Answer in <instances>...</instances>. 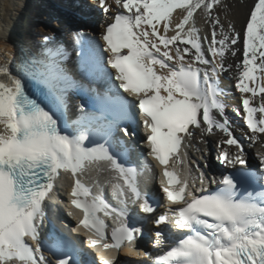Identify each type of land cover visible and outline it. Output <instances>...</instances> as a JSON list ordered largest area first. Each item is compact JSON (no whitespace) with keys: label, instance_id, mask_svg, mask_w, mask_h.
<instances>
[{"label":"snow or ice","instance_id":"6c2138e0","mask_svg":"<svg viewBox=\"0 0 264 264\" xmlns=\"http://www.w3.org/2000/svg\"><path fill=\"white\" fill-rule=\"evenodd\" d=\"M93 2L111 21L101 35L103 52L82 33L74 39L82 70L108 85L97 100L114 119L87 116L78 102L84 115L70 131L61 127L59 109H66L77 87L63 64V47L45 48L43 58L19 74L9 66L10 49L0 57V264H80L69 252L53 251L41 231L46 202L65 173L71 176L69 204L78 210L68 213L76 220L73 232L90 233L86 243L98 264H120V253L136 258L135 264H264V152L257 154V177L233 134L220 87L221 75L233 67L227 56L239 53L234 87L240 106L232 111L246 125L250 144L264 148V0H253L242 33L216 14L221 0ZM197 16L207 26L203 35ZM25 77L43 91L30 92ZM98 119L104 122L95 129L86 124ZM129 123L143 127L155 171L147 162L141 170L128 166L113 150L117 131L135 134ZM216 133L223 134L217 160L235 172L209 177L188 149ZM93 168L113 174L114 203L98 180L93 194L81 179ZM145 170L158 176L162 204L142 190ZM252 180L259 190L242 187ZM130 206L143 215L133 216ZM141 221L155 226V254L137 247L145 231ZM68 246L80 251L71 241Z\"/></svg>","mask_w":264,"mask_h":264},{"label":"bare ground","instance_id":"6f19581e","mask_svg":"<svg viewBox=\"0 0 264 264\" xmlns=\"http://www.w3.org/2000/svg\"><path fill=\"white\" fill-rule=\"evenodd\" d=\"M252 2L253 0H222L221 3L225 8H222L219 12L221 21L225 26L231 23L236 31L242 33ZM40 9L43 12V17L53 18L52 20L56 21V23H54V25H46V22L43 24L36 23L37 21L35 19L39 17ZM87 11L95 15V21H88L89 27L82 34H85V36L93 34L94 37H98L99 34L96 30L109 18L105 17L102 13L98 14L99 10L93 0L90 1L88 7L83 4L77 5L71 3L70 0H0V57H3L4 53L10 49L12 56L9 66L13 74H19L25 66L31 64L33 61H39L42 59L45 48L61 46L67 54L66 59L63 62V64L67 66L66 60L68 58L69 48L65 41L68 36L63 34L62 30L64 28L62 27L65 26V30H68L67 34L81 33L80 31L75 30L76 27H70L72 26L70 20L76 19V15H81L82 19L87 18L88 20V16L86 15ZM63 16H66V21ZM25 17L29 19L28 23L25 22ZM99 18L103 19L100 20L101 24L97 23ZM75 21L78 22L79 20L76 19ZM196 22L197 27L202 29L201 35H203L207 26L199 16H197ZM79 29L81 28L79 27ZM46 36L49 37L48 42H45L44 40V37ZM31 37L32 41H30ZM240 58L239 53L236 57H232L229 54L226 58V62L233 67L230 71L223 73L220 77V87L230 96L234 95L233 99L231 98L228 100L225 98V103L228 101V104L230 103L231 106L234 107H238L235 104L240 103V101H238L240 94L235 89L233 83L235 80V65L239 62ZM0 63H3V60H0ZM25 78L31 79L29 77ZM226 111L227 114L230 112L227 109ZM240 122L241 120L236 119L234 123L238 124ZM232 131L235 133L234 128H232ZM196 135L197 137L199 136L198 131ZM208 137H210V135L204 137V140L206 141ZM193 143L195 147H190L188 149L190 158L194 159L200 166H204L207 169H214V165L209 158V144L206 142L196 143L195 141ZM197 147L201 151H196L195 149ZM204 152H206L207 155H202ZM118 258L120 264L130 261L135 263L136 261V258L126 257L121 253Z\"/></svg>","mask_w":264,"mask_h":264},{"label":"rangeland","instance_id":"374dc122","mask_svg":"<svg viewBox=\"0 0 264 264\" xmlns=\"http://www.w3.org/2000/svg\"><path fill=\"white\" fill-rule=\"evenodd\" d=\"M221 2H222V0H221ZM222 8H225V6L221 3L220 5H218L217 6V8L215 9V12H216V14H218L219 15V12L222 10ZM43 12H42V10L40 9V15H39V17L37 18V19H35L37 22L36 23H38V24H43V23H45L46 22V25L47 24H50V25H54V23H56V21H53L51 18H48V17H43L44 15L42 14ZM64 17V20L66 21V16H63ZM26 18V23H28V21H29V19L27 18V17H25ZM32 20H33V18H32ZM76 19H72L71 21L73 22V21H75ZM33 22H34V20H33ZM59 23V22H58ZM68 24V23H67ZM35 33H38V32H35ZM36 35V34H35ZM33 36V35H32ZM37 36V35H36ZM27 38V37H26ZM30 41H32V37H31V40Z\"/></svg>","mask_w":264,"mask_h":264}]
</instances>
